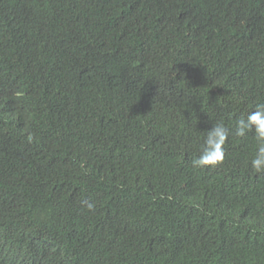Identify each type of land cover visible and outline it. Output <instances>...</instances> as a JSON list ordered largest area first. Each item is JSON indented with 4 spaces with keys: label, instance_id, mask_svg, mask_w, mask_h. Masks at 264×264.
I'll return each instance as SVG.
<instances>
[{
    "label": "trees",
    "instance_id": "1",
    "mask_svg": "<svg viewBox=\"0 0 264 264\" xmlns=\"http://www.w3.org/2000/svg\"><path fill=\"white\" fill-rule=\"evenodd\" d=\"M257 103L264 0H0V264H264Z\"/></svg>",
    "mask_w": 264,
    "mask_h": 264
},
{
    "label": "clouds",
    "instance_id": "2",
    "mask_svg": "<svg viewBox=\"0 0 264 264\" xmlns=\"http://www.w3.org/2000/svg\"><path fill=\"white\" fill-rule=\"evenodd\" d=\"M249 132L254 134L256 149L250 160L251 169L255 173H264V103H257L247 114L235 120L234 128L225 126L223 122H216L205 130L203 143L199 154L191 161L194 168L216 167L225 159V144L231 135L245 137ZM89 210L94 205L87 204Z\"/></svg>",
    "mask_w": 264,
    "mask_h": 264
}]
</instances>
